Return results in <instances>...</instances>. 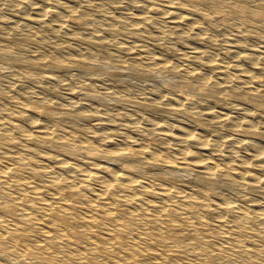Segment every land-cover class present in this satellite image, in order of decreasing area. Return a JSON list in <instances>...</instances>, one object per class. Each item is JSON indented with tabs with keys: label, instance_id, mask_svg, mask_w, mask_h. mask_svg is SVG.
Wrapping results in <instances>:
<instances>
[{
	"label": "bare ground",
	"instance_id": "6f19581e",
	"mask_svg": "<svg viewBox=\"0 0 264 264\" xmlns=\"http://www.w3.org/2000/svg\"><path fill=\"white\" fill-rule=\"evenodd\" d=\"M0 264H264V0H0Z\"/></svg>",
	"mask_w": 264,
	"mask_h": 264
},
{
	"label": "rangeland",
	"instance_id": "374dc122",
	"mask_svg": "<svg viewBox=\"0 0 264 264\" xmlns=\"http://www.w3.org/2000/svg\"><path fill=\"white\" fill-rule=\"evenodd\" d=\"M151 32L154 33L153 31H151ZM157 42L159 43L161 41L158 40ZM226 43L227 42H222L221 44H214V45H212V47L214 49H216V50L220 49L221 51H224L226 49V46H225ZM168 46L171 49L184 50L180 43H168ZM108 47L111 48L112 46L109 45ZM170 53L171 52L167 53L168 56H170ZM186 55H188V54H186ZM21 56H23L22 57L23 59H29V57L27 55H25V54H21ZM183 80L184 81H181L180 79H177V77L176 78L175 77L174 78H170L169 76L163 75L162 73H159V72H153L150 76L140 78L139 80L134 79V78L126 80L124 83H126L127 86L125 85L124 88L126 90L130 89V92H133L137 97H141L145 92L148 91L149 88H154V89H159L160 88V89H163L161 91L163 93V95L168 97L169 93H170V91L168 89V86H170L171 84L175 85V84H178V83H184L185 82L186 84H189V85H192V86L198 85V83L195 82L194 80H191V79H188V78H184ZM138 84H140L142 86H137ZM128 85H130V87ZM133 85L135 87H132ZM145 87L148 88V89H145ZM55 90L57 92H61L59 87H56ZM63 97L66 98L68 96L67 95H63ZM201 120H202L201 123H204L206 125V127H209L211 129L213 128V125L210 122H207L206 120H204L202 118H201Z\"/></svg>",
	"mask_w": 264,
	"mask_h": 264
}]
</instances>
